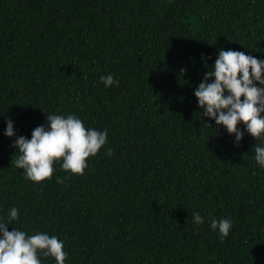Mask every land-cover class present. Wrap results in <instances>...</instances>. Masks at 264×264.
Wrapping results in <instances>:
<instances>
[{"label": "trees", "instance_id": "16d2710c", "mask_svg": "<svg viewBox=\"0 0 264 264\" xmlns=\"http://www.w3.org/2000/svg\"><path fill=\"white\" fill-rule=\"evenodd\" d=\"M219 48L264 58V0H0V216L15 205L14 226L63 240L66 264H264L260 140L240 123L235 142L194 95ZM49 112L108 138L82 173L54 161L32 181L12 141Z\"/></svg>", "mask_w": 264, "mask_h": 264}, {"label": "clouds", "instance_id": "9594fccd", "mask_svg": "<svg viewBox=\"0 0 264 264\" xmlns=\"http://www.w3.org/2000/svg\"><path fill=\"white\" fill-rule=\"evenodd\" d=\"M99 80L105 87L118 85L112 73L102 74ZM197 104L203 116L214 119L216 126H223L235 134L239 142L244 130L255 140L254 159L264 169V58L237 49L219 48L212 65L194 88ZM243 97V98H241ZM46 124H39L31 131L30 138L21 134L12 141L16 149L15 166L32 181L52 176L54 161L69 173H82L87 157L95 155L107 141L108 129L86 127L74 113H46ZM207 122V121H205ZM208 123V122H207ZM243 123L244 130L238 125ZM14 121L6 118L4 134L13 136ZM112 150L107 149L111 155ZM58 182L60 177L56 178ZM7 218L0 216V264H44L41 256L54 258L53 264H66L68 253L64 241L47 231L27 232L13 222L19 219V209H7ZM194 223L202 224L204 217L193 212ZM13 227L9 230L8 225ZM212 230L221 237L227 236L232 227L230 218L213 217Z\"/></svg>", "mask_w": 264, "mask_h": 264}]
</instances>
